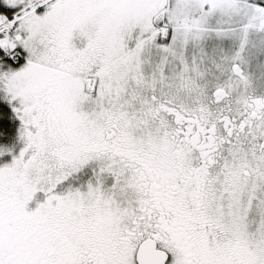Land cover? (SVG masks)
Segmentation results:
<instances>
[{
    "label": "snow or ice",
    "instance_id": "6c2138e0",
    "mask_svg": "<svg viewBox=\"0 0 264 264\" xmlns=\"http://www.w3.org/2000/svg\"><path fill=\"white\" fill-rule=\"evenodd\" d=\"M0 264H264V0H0Z\"/></svg>",
    "mask_w": 264,
    "mask_h": 264
}]
</instances>
